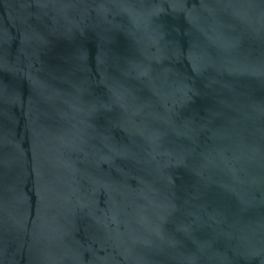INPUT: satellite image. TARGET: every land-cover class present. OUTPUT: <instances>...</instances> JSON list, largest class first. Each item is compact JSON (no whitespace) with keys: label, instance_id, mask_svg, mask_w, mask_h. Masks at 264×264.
Listing matches in <instances>:
<instances>
[{"label":"water","instance_id":"obj_1","mask_svg":"<svg viewBox=\"0 0 264 264\" xmlns=\"http://www.w3.org/2000/svg\"><path fill=\"white\" fill-rule=\"evenodd\" d=\"M0 264H264V0H0Z\"/></svg>","mask_w":264,"mask_h":264}]
</instances>
